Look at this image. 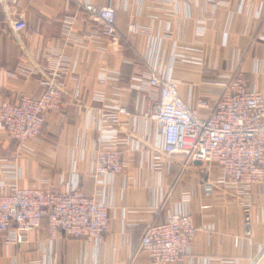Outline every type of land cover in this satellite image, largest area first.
Segmentation results:
<instances>
[{
    "label": "crops",
    "instance_id": "1",
    "mask_svg": "<svg viewBox=\"0 0 264 264\" xmlns=\"http://www.w3.org/2000/svg\"><path fill=\"white\" fill-rule=\"evenodd\" d=\"M83 2L0 0V103L41 95L60 50L70 61L61 81L63 105L48 115L39 139L29 142L32 155H19L16 142L0 130V195L12 185L51 184L63 191L77 182L86 197L107 204L108 231L97 247L62 233L49 239L42 219L20 246L0 235V264H149L139 249L143 233L179 211L190 216L196 229L180 264H264V185L250 191L248 238L241 203L219 191L204 193L200 173L206 170L207 179L215 182L218 168L168 160L146 116L153 101L147 92L131 88L133 77L160 68L177 82L184 102L195 106L199 99L207 101L209 108L200 111L205 116L223 86L239 75L264 101V0H90L115 8V43L84 12ZM66 17L74 19L72 32L82 49L64 42ZM15 20L26 24L19 42L10 29ZM130 24L138 32L130 33ZM19 66L32 75H18ZM97 92L102 102L94 100ZM117 109L125 111L119 115L127 141L121 147L125 169L116 177L89 178L100 135L98 116Z\"/></svg>",
    "mask_w": 264,
    "mask_h": 264
},
{
    "label": "built area",
    "instance_id": "2",
    "mask_svg": "<svg viewBox=\"0 0 264 264\" xmlns=\"http://www.w3.org/2000/svg\"><path fill=\"white\" fill-rule=\"evenodd\" d=\"M212 1V0H208ZM82 9L99 24L103 34L113 43L118 41L115 29V8L109 4L99 6L84 0ZM74 19L66 17L61 26L64 42L82 49V43L73 34ZM14 39L19 42L26 30L22 20L10 25ZM130 33L138 32L135 24ZM98 50L104 52L101 41ZM54 68L44 77V91L38 97L22 96L15 102L0 103V130L16 142L19 155H32L29 142H36L50 113L60 110L65 92L62 79L68 71L69 59L62 50L55 55ZM75 59L71 65L75 67ZM73 69V68H72ZM17 74L32 75V71L19 66ZM131 88L145 91L153 103L146 116L153 133L160 138V152L170 161L182 158L186 162L213 164L218 168V179L209 181L206 170L200 173L204 193L219 191L241 203L245 236L250 238L252 227L253 186L264 185V101L256 91H249L244 80L237 75L230 79L219 93L217 101L207 115L201 110L209 108L204 99L195 106L184 102L178 95L177 82L160 68H150L149 74L133 77ZM78 88L73 99L76 101ZM102 102V93L94 94ZM122 109L101 112L98 116L100 135L92 153L89 178L116 177L122 174L123 124L119 115ZM156 147V146H155ZM154 146L152 148L155 149ZM156 148L155 150H157ZM9 168H3L8 173ZM4 185V184H2ZM46 219L49 239L58 234L83 239L99 246L108 231L110 217L108 206L94 197H86L73 182L58 191L47 184L39 188H18L15 185L0 195V235L7 243L20 246L29 233L38 229ZM196 229L190 216L182 211L169 213L162 223L148 227L139 245L140 252L149 264H180L190 251Z\"/></svg>",
    "mask_w": 264,
    "mask_h": 264
}]
</instances>
